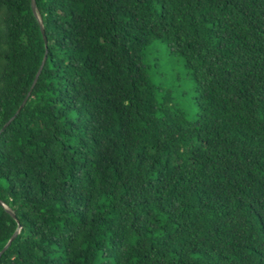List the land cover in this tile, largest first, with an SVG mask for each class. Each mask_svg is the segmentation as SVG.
Returning <instances> with one entry per match:
<instances>
[{"label": "trees", "instance_id": "1", "mask_svg": "<svg viewBox=\"0 0 264 264\" xmlns=\"http://www.w3.org/2000/svg\"><path fill=\"white\" fill-rule=\"evenodd\" d=\"M35 3L47 45L0 0V264H264V0Z\"/></svg>", "mask_w": 264, "mask_h": 264}, {"label": "rangeland", "instance_id": "2", "mask_svg": "<svg viewBox=\"0 0 264 264\" xmlns=\"http://www.w3.org/2000/svg\"><path fill=\"white\" fill-rule=\"evenodd\" d=\"M145 64L153 82L161 85L162 89L180 86L187 95L191 94L194 80L184 67L182 58L171 55L166 44L156 43L150 47Z\"/></svg>", "mask_w": 264, "mask_h": 264}, {"label": "water", "instance_id": "3", "mask_svg": "<svg viewBox=\"0 0 264 264\" xmlns=\"http://www.w3.org/2000/svg\"><path fill=\"white\" fill-rule=\"evenodd\" d=\"M30 3H31V10H32V13H33V15L37 18V20H38V22H39V24H40V30H41V33H43V36H44V39H45V43H46V45H47V44H48V37H47V35H46V30H44V28H43V24H42V21H41V19H40V16H39L38 13H37L35 0H30ZM46 58H47V50H46V53H45L44 60H43L41 66H40V68H39V70H38V73H37V75H36V77H35L34 83H33V85H32L31 88H33L34 85L36 84V82H37V80H38V78H39V76H40V74H41V71H42V69H43V67H44V64H45V60H46ZM30 94H31V91H29L28 95H27L26 98L24 99L23 103L21 104V106H20V108L18 109V111L16 112V114H14V116H12V117L8 120V122L4 125L2 131L5 130V129L8 127L9 123H10L14 118H16L17 114L22 110V108H23V107L25 106V104L27 103ZM0 204L4 205V203H3L1 200H0ZM4 206H5V205H4ZM8 213H9V215H10L13 219H15V215L13 214V212H11V211L8 210ZM19 231H20V226L18 225L17 230L15 231V233L13 234V236H12V237L10 238V240L8 241L7 246H6V247L0 252V259L2 258V256L4 255V253L8 250L9 246L11 245V243L16 239L17 235L19 234Z\"/></svg>", "mask_w": 264, "mask_h": 264}]
</instances>
